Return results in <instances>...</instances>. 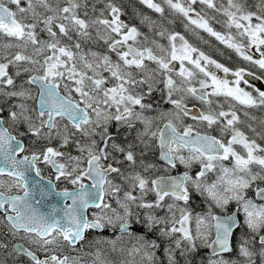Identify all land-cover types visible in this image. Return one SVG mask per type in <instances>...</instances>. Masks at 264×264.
Returning <instances> with one entry per match:
<instances>
[{"label": "snow or ice", "instance_id": "obj_1", "mask_svg": "<svg viewBox=\"0 0 264 264\" xmlns=\"http://www.w3.org/2000/svg\"><path fill=\"white\" fill-rule=\"evenodd\" d=\"M138 3L0 0V264H264V0Z\"/></svg>", "mask_w": 264, "mask_h": 264}, {"label": "rangeland", "instance_id": "obj_2", "mask_svg": "<svg viewBox=\"0 0 264 264\" xmlns=\"http://www.w3.org/2000/svg\"><path fill=\"white\" fill-rule=\"evenodd\" d=\"M129 7H130V9H133L130 5H129ZM131 11H133V10H131ZM142 12L146 13L145 11H142ZM146 14H148V13H146ZM209 14L211 15L212 13L209 12ZM186 23H187V21L183 19L181 21V23L179 21H176V22L171 23L169 26H165V27H167L169 30H172V31H174V28L181 29V34H183L185 36V38L189 41V43L193 44L195 47L199 48L200 50L205 51V53L208 54L209 56H211L212 58H213V56L211 55L212 53H210V52L214 53L217 51H219L221 56L223 55L224 52H229L233 56L239 57L238 54H236L232 49H229L225 45L221 44L219 41H217L215 39V37L209 35L207 32H204L203 30H200V29H196L195 26H191V25L186 30L184 27V25ZM211 23L216 30L224 31V29H222L220 24L216 23L215 21H212ZM141 30L145 33H148L151 36V33H149V30L146 27H142ZM155 38L158 39L161 43L167 44L166 40L160 39L159 37H155ZM213 41H215V44H213L214 43ZM212 47H216L217 50H212ZM93 50H100V49L93 48ZM239 58H241V57H239ZM246 63L248 64V62H246ZM217 73H219L221 76L222 72L217 71ZM229 79H234L233 77H231V74H229ZM250 82L254 86L258 87L257 82H255V81H250ZM241 87H246V86L242 84ZM241 119H246L245 117H243L242 113H241ZM103 248L105 249L104 255H105V258L107 260L114 261V260L119 259L117 254L108 252L107 247L103 246Z\"/></svg>", "mask_w": 264, "mask_h": 264}, {"label": "flooded vegetation", "instance_id": "obj_3", "mask_svg": "<svg viewBox=\"0 0 264 264\" xmlns=\"http://www.w3.org/2000/svg\"><path fill=\"white\" fill-rule=\"evenodd\" d=\"M137 2H138V0H137ZM138 5L140 6L141 11H145L146 13H147V12H150L149 9L145 8L144 6L140 5L139 3H138ZM153 18H154V19H157L156 17H153ZM180 20L182 21L183 18H181ZM133 22H134V21H133ZM137 22H138V20H135V23H137ZM213 44H214V43H213ZM212 50H217V48H216V47H212ZM204 52H205V51H204ZM210 53H212L211 55L213 56V58H214L215 60H217L219 63H222L221 60L226 59V57L222 58V56H221V54L219 53V51L214 52V53H213V52H210ZM114 58H115V57H114ZM227 58H229V57H227ZM236 61H238V62L241 63V64L244 63V62L241 61L239 58H237L236 56H234V57L231 58V60L228 61L227 64H225V65H227V67H229V68H233V69H234V68H237V67H241V65H239ZM249 66H251V65H249ZM243 67H245V66L243 65ZM213 70H214V71H218V70H215V69H213ZM217 74L220 75L219 73H217ZM221 76L223 77L224 74L221 73ZM228 78H229V75H228ZM247 79H248L249 81H255V82H257L258 87L261 88L262 90L264 89V79L256 80V79H254V78L251 77V76L247 77ZM255 87H257V86H255ZM158 100H159V93H154V94H153V97L151 98V101H149V102H152V101H158ZM163 107L167 108V107H169V106L165 104V105H163ZM248 111L250 112L251 115H254L255 117H257V120H259V119H264V109H248ZM250 122H252V121H250ZM252 123L255 125L256 122H252ZM245 131H247L246 128H245ZM214 178H215V175H214V174H209V177H208L209 182H211V180H213ZM204 207H205V204L203 203V198H202V197H199V196H195V197H194V203H193V208L195 209V211H202V210L204 209ZM101 235L108 236V235H110V233L106 231V232L102 233ZM102 247H103V246H102ZM105 247H106V246H105ZM206 253H207V254H210V250L202 249L200 255L197 256L196 260L199 261V260H200V256H203V255H205ZM158 255H160V256L162 257V252L158 253ZM232 255L234 256L235 254L233 253ZM89 259H91V258H89Z\"/></svg>", "mask_w": 264, "mask_h": 264}, {"label": "trees", "instance_id": "obj_4", "mask_svg": "<svg viewBox=\"0 0 264 264\" xmlns=\"http://www.w3.org/2000/svg\"><path fill=\"white\" fill-rule=\"evenodd\" d=\"M123 3L125 4V6H126V9H127V11L129 12V18L131 17V14H132V11L131 10H133V9H130V7H129V5L133 8V6L135 7V9H137V10H139V11H141V9H140V6L138 5V2H137V0H123ZM149 15H151L152 17H156V18H158V15L157 14H155V13H152L151 11L150 12H147ZM182 17H175V16H170L169 17V19L170 20H173L174 22H176V21H179L180 23H181V19ZM134 22H135V20H134ZM171 23H167V22H165V26H169ZM174 31H176V32H180L181 33V29H179V28H174ZM225 57H226V59H224V60H221L222 61V64H227V62L228 61H230L231 60V58H233V57H229V58H227L228 56L227 55H225ZM239 65H241V67H243V64H241V63H239L238 61H236ZM245 64V63H244ZM247 64V63H246ZM246 64H245V68H251V66H249V64H247V66H246ZM225 66H227V65H225ZM255 71H256V75H261V73H260V71L259 70H256V69H254Z\"/></svg>", "mask_w": 264, "mask_h": 264}, {"label": "water", "instance_id": "obj_5", "mask_svg": "<svg viewBox=\"0 0 264 264\" xmlns=\"http://www.w3.org/2000/svg\"><path fill=\"white\" fill-rule=\"evenodd\" d=\"M55 202H56V200L48 201V202H46V205L49 204V203H55ZM58 206H61V205H58ZM45 210H47V207H45Z\"/></svg>", "mask_w": 264, "mask_h": 264}]
</instances>
